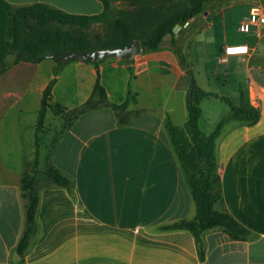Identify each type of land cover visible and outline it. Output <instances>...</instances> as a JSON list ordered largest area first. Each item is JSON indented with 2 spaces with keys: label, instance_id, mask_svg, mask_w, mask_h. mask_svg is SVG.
I'll use <instances>...</instances> for the list:
<instances>
[{
  "label": "crops",
  "instance_id": "obj_1",
  "mask_svg": "<svg viewBox=\"0 0 264 264\" xmlns=\"http://www.w3.org/2000/svg\"><path fill=\"white\" fill-rule=\"evenodd\" d=\"M6 1L14 7L43 2L77 14L103 11L100 0ZM216 9L183 25L175 37L182 50L184 43L178 40L182 33L183 40L192 41V26L205 20L208 26L215 24L220 13ZM261 32L260 36L246 34L262 40L264 27ZM243 44L249 46L248 54L231 56L241 57L247 64V85L239 84L236 103L249 102L259 110L260 120L253 126L230 122L218 137L222 197L216 208L248 229L247 237L233 239L221 228L209 229L202 234L205 257L201 259L191 232L161 229L196 215V203L165 127L167 117L175 125H184L190 90L187 70L167 36L159 50H142L131 62L116 57L97 65L81 60L69 63L53 87L50 110L53 125L62 128L55 106H80L92 94L100 73L110 102L122 103L129 93L137 94L138 103L129 110L153 108L154 103L142 100V94L148 91L163 96L170 86L169 95L159 98L160 115L143 112L121 126L114 111L102 107L81 115L62 133L47 130L48 110L39 147L35 145L36 130H31L28 154L24 152L27 141L19 130L10 154L4 153L0 140V264H264V48L259 49V42ZM229 45L232 43L223 44L221 52ZM44 61H22L7 70L22 71L25 66L38 70ZM54 67L52 63L51 69ZM53 77L48 75L40 87L42 96ZM133 77L134 89L130 90ZM62 82L69 92L60 96L57 91ZM5 96H0V103ZM36 158L40 170L43 161L46 167L54 165L73 179L75 189L72 195L40 178L37 232L22 255L17 251L26 220L22 177L26 164H33Z\"/></svg>",
  "mask_w": 264,
  "mask_h": 264
},
{
  "label": "trees",
  "instance_id": "obj_2",
  "mask_svg": "<svg viewBox=\"0 0 264 264\" xmlns=\"http://www.w3.org/2000/svg\"><path fill=\"white\" fill-rule=\"evenodd\" d=\"M103 11L97 14L70 13L43 2L27 6L14 7L6 0H0V65L7 70L9 57L14 64L22 61L39 63L46 58H55V52L92 51L99 48H117L140 41L144 52L157 51L167 36H171L176 52L183 67L191 66L184 51L178 46L174 27L184 25L191 19L204 13L205 6L212 1L222 0H181L173 4L172 0H100ZM97 24H106L104 36L92 37L90 29ZM100 61H96L97 65ZM130 66V70H131ZM59 68H54V77L43 91L38 112L35 145L39 147V134L44 130L49 108H52L53 87L57 82ZM216 97L230 106V114L223 118L211 134L200 128L202 117L201 103L205 98ZM136 93H129L122 103H113L108 99L100 73L92 94L80 106L68 109L55 106L54 112L64 120L62 133L70 129L83 114L108 107L114 111L118 124L126 125L133 117L144 110H129L137 105ZM188 119L182 126L175 125L169 117L165 127L170 143L178 158L184 178L196 203V215L193 219H182L173 224L162 226V230H187L196 239L200 258L205 252L202 234L213 228L223 229L231 238L242 239L249 235L246 229L231 215L221 212L216 204L222 197V178L216 154V141L224 127L230 122H242L253 126L260 120V112L249 102L238 104L232 98L218 93L205 91L196 86L193 96L187 97ZM57 140H55L56 142ZM38 154V150L36 151ZM49 184L66 188L74 194L73 179L63 174L57 167L49 164L44 170L38 168V159L31 170L26 169L22 177V196L25 206V227L17 246L24 254L37 232V209L39 192L37 184L40 178Z\"/></svg>",
  "mask_w": 264,
  "mask_h": 264
},
{
  "label": "rangeland",
  "instance_id": "obj_3",
  "mask_svg": "<svg viewBox=\"0 0 264 264\" xmlns=\"http://www.w3.org/2000/svg\"><path fill=\"white\" fill-rule=\"evenodd\" d=\"M181 0H172L173 4L179 3ZM264 3V0H222L209 2L205 6V11H212L216 9L218 4L221 7L216 9L218 13V21L212 26H208V21L204 23L194 24L192 26L193 40H183L184 34L178 40L183 41V51L186 56L188 64L194 69V76L199 88L208 90L213 93H218L221 96L232 98L235 102L238 96V86L243 87L247 85V78L245 77L246 63L241 61V57H231L228 62L220 60L223 53L221 52L223 44L226 42L233 44H254L259 42V49L264 48V38L259 40L257 37L238 31V24L247 14L250 4ZM222 8V9H221ZM203 14V13H202ZM185 25V24H184ZM183 26V25H182ZM91 36H104L107 31L106 24L94 25L90 30ZM180 30L178 31V35ZM177 36V35H176ZM181 49L182 46L178 45ZM116 57L107 58L109 60ZM43 65L38 70L31 67H22V71L6 70L0 65V96L6 93V96L1 99L0 103V130L1 146L5 148L4 153L10 154L11 147L14 146L13 137L15 132L23 134L25 138L24 146L25 154L31 147L32 135L31 130H36L38 110L41 106L40 87L44 84L48 75H54V68H59V74L66 66L75 60H69L63 64H59L55 59H44ZM106 60V59H105ZM14 57H9L7 65L12 68L14 65ZM55 67L51 69V64ZM263 63V62H262ZM8 69V68H7ZM192 69V68H191ZM7 75H4L5 73ZM134 77L130 83L129 89H134ZM189 80V79H188ZM76 88V84H72ZM190 87V82H189ZM170 86L165 89L163 96L157 95L154 92L150 94L148 91L142 94V100L151 101L154 103L153 108L145 110V114L160 115L161 107L158 103L160 97L169 95ZM190 91V90H189ZM69 92V88L63 82L61 83L57 93L64 95ZM209 100V101H208ZM78 103L75 102L74 104ZM202 117L200 119V128L207 134L213 133L218 123L230 114V106L222 100L209 97L201 103ZM49 108V118L46 121L47 130H63L60 127L53 125V114ZM112 115V111L108 110ZM188 117V110L186 109ZM64 124V120L60 119ZM181 119L176 117L177 123H182ZM187 121V118H186ZM183 124L177 125L182 126ZM46 130V129H45ZM29 142V144H28ZM44 143H48L45 140ZM47 145V144H45ZM52 143L50 148H52ZM32 164L27 165L26 169L31 170ZM45 162L41 165V170L45 169ZM42 178V177H41Z\"/></svg>",
  "mask_w": 264,
  "mask_h": 264
},
{
  "label": "water",
  "instance_id": "obj_4",
  "mask_svg": "<svg viewBox=\"0 0 264 264\" xmlns=\"http://www.w3.org/2000/svg\"><path fill=\"white\" fill-rule=\"evenodd\" d=\"M182 27L183 26L181 24H177L174 27V32L176 33V35H178V31L181 30ZM141 52H142V46L140 41H133L126 46L117 47V48H99L92 51H67L64 52L63 54H60L57 51L55 52L54 56L59 61H63V62L69 60L96 62L110 57H117L131 62L134 60L135 57L139 56ZM186 74L190 81L189 96H193L197 86L193 69L189 68Z\"/></svg>",
  "mask_w": 264,
  "mask_h": 264
},
{
  "label": "built area",
  "instance_id": "obj_5",
  "mask_svg": "<svg viewBox=\"0 0 264 264\" xmlns=\"http://www.w3.org/2000/svg\"><path fill=\"white\" fill-rule=\"evenodd\" d=\"M264 27V3H253L249 5L247 14L238 24V31L244 33L256 32L258 36L262 34L261 28ZM249 52L247 44H233L225 47L220 60L228 62L233 55H246Z\"/></svg>",
  "mask_w": 264,
  "mask_h": 264
}]
</instances>
